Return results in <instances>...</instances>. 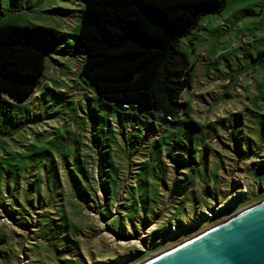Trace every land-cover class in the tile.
Here are the masks:
<instances>
[{
	"label": "rangeland",
	"instance_id": "rangeland-1",
	"mask_svg": "<svg viewBox=\"0 0 264 264\" xmlns=\"http://www.w3.org/2000/svg\"><path fill=\"white\" fill-rule=\"evenodd\" d=\"M84 6L0 0V24L59 31L40 92L0 100V264H142L264 200V0H225L181 38L173 122L80 74Z\"/></svg>",
	"mask_w": 264,
	"mask_h": 264
},
{
	"label": "trees",
	"instance_id": "trees-1",
	"mask_svg": "<svg viewBox=\"0 0 264 264\" xmlns=\"http://www.w3.org/2000/svg\"><path fill=\"white\" fill-rule=\"evenodd\" d=\"M84 2L80 74L99 97L123 109L158 111L160 117L173 122L182 112V93L193 67L179 42L203 14L220 11L225 0ZM58 37L59 31L52 27L0 24V100L6 95L24 102L40 92L46 58ZM185 140L188 150L193 143L190 129ZM188 163L183 155L176 160L178 168ZM187 190L178 178L171 194L181 197Z\"/></svg>",
	"mask_w": 264,
	"mask_h": 264
},
{
	"label": "water",
	"instance_id": "water-1",
	"mask_svg": "<svg viewBox=\"0 0 264 264\" xmlns=\"http://www.w3.org/2000/svg\"><path fill=\"white\" fill-rule=\"evenodd\" d=\"M142 264H264V200Z\"/></svg>",
	"mask_w": 264,
	"mask_h": 264
},
{
	"label": "built area",
	"instance_id": "built-area-1",
	"mask_svg": "<svg viewBox=\"0 0 264 264\" xmlns=\"http://www.w3.org/2000/svg\"><path fill=\"white\" fill-rule=\"evenodd\" d=\"M125 107H127V104L124 105ZM168 119H172L170 116H168Z\"/></svg>",
	"mask_w": 264,
	"mask_h": 264
}]
</instances>
